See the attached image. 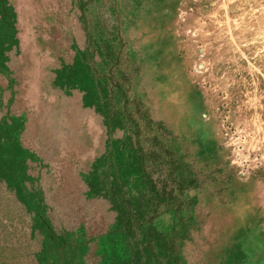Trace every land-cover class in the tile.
Segmentation results:
<instances>
[{
    "label": "rangeland",
    "instance_id": "obj_1",
    "mask_svg": "<svg viewBox=\"0 0 264 264\" xmlns=\"http://www.w3.org/2000/svg\"><path fill=\"white\" fill-rule=\"evenodd\" d=\"M0 264H264V0H0Z\"/></svg>",
    "mask_w": 264,
    "mask_h": 264
},
{
    "label": "bare ground",
    "instance_id": "obj_2",
    "mask_svg": "<svg viewBox=\"0 0 264 264\" xmlns=\"http://www.w3.org/2000/svg\"><path fill=\"white\" fill-rule=\"evenodd\" d=\"M6 30V29H5ZM250 238V237H249Z\"/></svg>",
    "mask_w": 264,
    "mask_h": 264
}]
</instances>
